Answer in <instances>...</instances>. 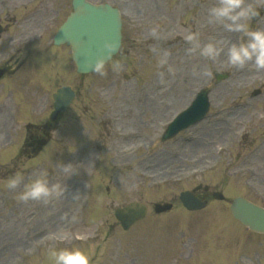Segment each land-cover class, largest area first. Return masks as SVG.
Listing matches in <instances>:
<instances>
[{"label":"rangeland","instance_id":"rangeland-1","mask_svg":"<svg viewBox=\"0 0 264 264\" xmlns=\"http://www.w3.org/2000/svg\"><path fill=\"white\" fill-rule=\"evenodd\" d=\"M21 1L26 4V0H0L1 18L20 17L26 8L18 12L9 8ZM55 1L57 4L69 0ZM90 1L118 5L122 0ZM157 1L154 8L171 7L174 22L180 10L187 11L178 20L179 25L171 30L172 40L166 34L161 37L162 31L167 30L161 23L158 34L153 37L143 36L139 31L136 37L137 28L126 23L125 42L135 40L141 44L132 50L138 56L125 57L120 52L108 63L104 77L95 73L76 75L65 47L52 49L59 60H47L50 70L42 72L37 67L42 59L35 61L54 32L47 25L48 33L44 31L40 39L43 43L32 47L33 59L29 58L15 73L22 77L12 76L9 85L0 84V104L4 99L5 105L11 107L9 94L14 101L12 110L0 117V134L2 130L8 131L6 122L10 114H16L13 123L18 121V125L11 124L8 131L14 140L22 137L18 112L23 109L21 101L26 100L30 121L43 122L52 107L51 95L57 88L70 85L78 91L77 99L61 117L58 136L55 135L56 146L50 144L43 156L27 163L15 160L13 152L0 154V171L7 164L18 163L13 174L23 170L25 177L21 185L10 189L6 181L12 174L0 176V264H52L51 249L73 246L89 254L90 264H222L223 260L215 258L216 255L236 264H259L260 257L264 264V236L247 232L233 223L228 210L229 203L237 196L264 207V98L246 103L250 90L263 83L262 76L244 77L245 72L239 76L238 69L230 67L222 54L212 61L188 52L191 44L184 36L189 31L197 34L201 46L211 42L224 49L240 35L235 33L234 38L233 32L208 23L207 9L215 0H201L202 12H198V17H195L197 0H190L192 5L182 9L177 6L188 0ZM249 2L258 10L263 6L260 0ZM124 3L125 11L134 8L137 18L143 10L141 16L148 20L151 0ZM36 20L21 29H9L3 35L0 64L6 61L5 53L18 46L12 39L18 37L19 31L24 36L22 39H33L35 32L40 33L37 28L41 26L35 24ZM162 22L169 24L165 19ZM248 23L250 27L253 25ZM176 31L186 44L181 51L183 43L176 45ZM226 35L233 36L232 42L223 46L220 39ZM161 59H166L163 66L159 64ZM113 62L120 63L119 72L111 70ZM169 68L173 70L171 73ZM226 71L230 78L216 84L214 74ZM160 72L164 73L163 83ZM203 88L210 90L211 113H221L189 128L172 141L161 142L167 123ZM41 96H44L43 105ZM235 102H242L244 107L232 110L228 118L229 106ZM33 107L40 110L33 114ZM35 117L37 120H33ZM217 118L222 121L216 122ZM215 127L227 135L231 127L232 133L216 136ZM217 147L223 148L220 154ZM58 161L76 164L77 172L68 177ZM43 169L48 170V179L53 181L50 184L66 185L65 194L47 203L21 201L18 194L28 181L26 177H34ZM205 184L221 192L224 201L211 200L212 190L200 192V198L209 200L208 206L198 213L185 210L178 195ZM76 193L79 194L73 198ZM130 202L148 205V213L145 220L125 232L116 222L113 210ZM164 202H171L173 208L155 215L153 205ZM65 233L66 237L61 238Z\"/></svg>","mask_w":264,"mask_h":264},{"label":"clouds","instance_id":"clouds-1","mask_svg":"<svg viewBox=\"0 0 264 264\" xmlns=\"http://www.w3.org/2000/svg\"><path fill=\"white\" fill-rule=\"evenodd\" d=\"M86 3L87 0H84ZM264 4V0H260ZM258 7L249 0H215L207 9V20L209 24L222 26L227 32L239 33L237 40L227 46L225 49L218 47L215 43H206L200 45L197 34L187 32L184 39L191 44L188 52L193 55H199L209 60L215 61L222 53L226 54L227 64L230 67L241 69L245 66L253 65L257 70H264V28H251L249 21L259 15ZM155 33V29H153ZM104 49L107 50L108 57L118 51V45L115 41H105ZM167 54H165L166 56ZM166 59H161L159 64L163 66ZM113 72H119L120 63L113 62L110 65ZM108 70V59L97 58L91 65V72L100 77H104ZM173 70L168 69L171 73ZM161 83L164 82V73H159ZM73 151L75 148L73 146ZM61 171L68 177L77 172L76 164L71 162L64 164L58 161ZM25 180L23 173L16 172L6 181V186L10 189H16ZM66 192V185L59 183L50 184L48 179V170L43 169L34 177L29 176L28 181L23 184L22 191L18 194L21 201L43 200L47 203L49 200L58 198ZM79 193L73 195V198ZM66 233L61 238L66 237ZM49 257L52 264H90L89 254L80 247H66L51 249Z\"/></svg>","mask_w":264,"mask_h":264},{"label":"water","instance_id":"water-1","mask_svg":"<svg viewBox=\"0 0 264 264\" xmlns=\"http://www.w3.org/2000/svg\"><path fill=\"white\" fill-rule=\"evenodd\" d=\"M105 41H115L119 47L120 21L118 13L108 6L95 7L85 3L84 0H74L73 13L58 31L55 42L58 44L66 43L71 46L73 60L78 72H91V65L97 58H104L105 60L111 58L108 57L107 50L103 47ZM114 53L115 51L112 55ZM70 99L69 94L59 91L58 95L55 96L56 113L63 110ZM205 100L206 92H202L194 102L192 109L196 111V109L201 108V112H204ZM192 109L185 113H190ZM214 196L218 199L221 198L218 194ZM181 200L189 209H198L203 206L202 203L187 193L181 196ZM169 208V205L156 206L155 210L161 212ZM231 213L243 225L258 232H264V210L237 198L231 206ZM144 214L145 207L138 204H131L115 211V215L124 229L142 218Z\"/></svg>","mask_w":264,"mask_h":264},{"label":"flooded vegetation","instance_id":"flooded-vegetation-1","mask_svg":"<svg viewBox=\"0 0 264 264\" xmlns=\"http://www.w3.org/2000/svg\"><path fill=\"white\" fill-rule=\"evenodd\" d=\"M37 1L40 3L41 6L45 5L46 3L49 4V2H47V0H37ZM27 2H35V0H27ZM23 3H24V1H21L17 4V6H11V7L18 11L19 9L23 8L22 7ZM156 3H157L156 0H154V4H152V6L150 7V15H149L150 22L149 23H150L151 35L154 36L155 34H157V24L162 19H166L169 23V24H167L164 22V24H163V27L165 29H167L165 31V33L168 32V35H169L171 33L170 29H172L171 25L176 23L173 21V16H174L173 12L161 10V9L156 8V7L154 8V5ZM127 12H128L127 17L129 19V22L135 23V25H139L140 21L134 19L135 13L137 11L134 8H128ZM56 14L59 15L58 12H56ZM153 29H155V33H153ZM133 44L134 43L128 44L126 48H128L130 50L131 46ZM122 45H123V43H122ZM8 73H9V70L6 68L4 77H6L8 75ZM263 74H264V70H263ZM48 124H49V122H45V123H40V125H38L36 127H32V130H33L32 134H29L28 129H27L26 133L24 132V137L26 138V147H27V149L24 151H25V154L27 157L37 155L42 151V149L44 150L45 147H47V145L46 146L44 145L45 147L42 148L41 150H39V151L36 150L37 141L39 139H45L46 138V135H45L46 132H49L52 129L54 130V125L49 126ZM47 126H49V127H47ZM46 130H48V131H46ZM7 136H9V135H7ZM49 142H51V137H50L48 143Z\"/></svg>","mask_w":264,"mask_h":264},{"label":"bare ground","instance_id":"bare-ground-1","mask_svg":"<svg viewBox=\"0 0 264 264\" xmlns=\"http://www.w3.org/2000/svg\"><path fill=\"white\" fill-rule=\"evenodd\" d=\"M222 39H223V41H222L223 46L226 45V44H228V42H230V39L227 37V35H226V36H223ZM222 39H221V40H222ZM218 132H219V131H218ZM219 133H220V132H219Z\"/></svg>","mask_w":264,"mask_h":264}]
</instances>
